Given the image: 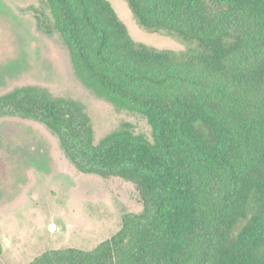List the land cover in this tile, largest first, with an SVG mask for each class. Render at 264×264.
Instances as JSON below:
<instances>
[{"label":"trees","instance_id":"16d2710c","mask_svg":"<svg viewBox=\"0 0 264 264\" xmlns=\"http://www.w3.org/2000/svg\"><path fill=\"white\" fill-rule=\"evenodd\" d=\"M43 1L78 78L152 138L124 123L96 141L83 107L43 88L0 96V116L45 124L80 171L142 201L94 248L29 264H264V0H127L143 26L199 42L184 51L136 41L109 0Z\"/></svg>","mask_w":264,"mask_h":264},{"label":"rangeland","instance_id":"374dc122","mask_svg":"<svg viewBox=\"0 0 264 264\" xmlns=\"http://www.w3.org/2000/svg\"><path fill=\"white\" fill-rule=\"evenodd\" d=\"M109 1L136 41L199 49L196 40L143 26L127 0ZM23 86L78 102L96 141L124 123L152 138L144 116L118 111L78 78L43 0H0V96ZM141 209L134 184L80 171L45 124L0 116V264H29L50 249H92L120 228L125 213Z\"/></svg>","mask_w":264,"mask_h":264}]
</instances>
